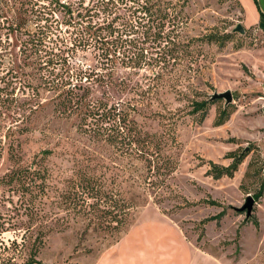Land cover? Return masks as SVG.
Here are the masks:
<instances>
[{
    "label": "rangeland",
    "instance_id": "374dc122",
    "mask_svg": "<svg viewBox=\"0 0 264 264\" xmlns=\"http://www.w3.org/2000/svg\"><path fill=\"white\" fill-rule=\"evenodd\" d=\"M155 11L167 15L153 42L144 32ZM262 14L264 0H16L7 16L16 15L19 29L4 33L9 46L0 49V264H264V195L250 218L235 210L264 179ZM238 24L244 34L234 31ZM228 33L224 47L206 41ZM108 53L115 79L139 83L146 110L158 112L140 122L152 132L172 129L176 160L165 186L144 195L114 241L61 198L75 168L69 161L100 149L74 120L55 115L56 93L46 87L54 77L75 84L87 70L106 72ZM226 91L232 113L223 126L214 122L224 99L209 105L203 122L202 112L192 113L194 102ZM24 125L30 131L19 132ZM47 149L55 154L42 159ZM241 152L233 178L207 174L210 161L229 166L228 155ZM34 164L40 176L16 179ZM223 211L220 222L201 224Z\"/></svg>",
    "mask_w": 264,
    "mask_h": 264
},
{
    "label": "trees",
    "instance_id": "16d2710c",
    "mask_svg": "<svg viewBox=\"0 0 264 264\" xmlns=\"http://www.w3.org/2000/svg\"><path fill=\"white\" fill-rule=\"evenodd\" d=\"M15 1L0 0V49L2 50L9 46L3 44L4 33L15 36L16 30L19 29L16 15L10 18L7 16V13L12 11ZM153 15L156 19L155 24H151L145 30L144 37L156 42L162 38L163 19L167 14L166 11L161 13L155 11ZM262 17L264 19V14ZM83 29L87 33V28ZM154 29L155 32H152ZM232 37L230 33L222 36L210 34L206 37V41L224 47ZM103 65L106 70L104 73L87 70L85 73L82 72L83 74L80 73L79 80L77 79L75 84L67 82L66 78L54 77L49 80L46 87L48 91L56 93L49 100L55 115L59 119L74 120L77 132L88 137L90 142L100 149V151H88V154L81 157L74 155L73 160L69 161L75 168L73 177L66 182V190H62L61 198L78 214L91 217L87 218L90 219L87 227L94 226L95 229L109 231L114 235V241L122 232V226H126L127 214L146 200L144 195L147 193L152 196L165 186L167 177L175 168L176 160L171 153L175 139L168 134L172 129H169L168 133L152 132L140 122V117L150 118L158 115V112L146 110L143 102L146 92L140 88L139 83L131 85L126 78L115 79L113 68L116 66V59L111 53L106 55ZM84 80L86 81L83 82ZM96 87L102 90L101 96L96 97L94 94ZM110 89H114L119 94L132 93L136 96L131 99H116ZM33 92L34 97L40 95L37 89ZM211 102L204 100L193 103L192 113L202 112L200 122L205 120L208 107L214 101ZM42 105L40 104L35 111L38 112L43 108ZM231 113L228 106L221 110L214 126H223L230 119ZM171 124L172 122L168 123L166 128ZM25 125L19 129V132L30 131L31 128ZM13 126L15 125L9 127V130H12ZM54 154L55 152L49 149L41 152L42 159H48ZM121 156L129 159L127 164H124V158ZM246 156L247 154L242 152L230 153L228 158L232 159V163L229 166L210 161L207 174L217 180L223 177L233 178ZM30 175H41L35 164L34 167L16 172V179H20L21 176L27 178ZM263 195L264 179L260 191L253 197L257 202ZM91 199L96 202H90ZM210 204L218 205L214 201ZM224 215H226L225 211L201 221V224L205 225L216 220L220 222ZM32 264L39 262L32 261Z\"/></svg>",
    "mask_w": 264,
    "mask_h": 264
},
{
    "label": "water",
    "instance_id": "95a60500",
    "mask_svg": "<svg viewBox=\"0 0 264 264\" xmlns=\"http://www.w3.org/2000/svg\"><path fill=\"white\" fill-rule=\"evenodd\" d=\"M235 32H239L241 34H244L246 32L245 28L241 25L238 24L237 27L234 30ZM226 100V106L232 103L233 101V95L231 91H226L223 93H215L211 96L210 101H215V100ZM256 205V200L252 195H248L246 197V201L244 205L240 208H235L240 213H245L247 218H250L254 212V208Z\"/></svg>",
    "mask_w": 264,
    "mask_h": 264
},
{
    "label": "crops",
    "instance_id": "0c3cea01",
    "mask_svg": "<svg viewBox=\"0 0 264 264\" xmlns=\"http://www.w3.org/2000/svg\"><path fill=\"white\" fill-rule=\"evenodd\" d=\"M263 24L262 25H264V19H263ZM262 29H263V32H264V27L262 26ZM199 253V252H198ZM204 255H207V254H204ZM205 259H207V257L205 258Z\"/></svg>",
    "mask_w": 264,
    "mask_h": 264
}]
</instances>
